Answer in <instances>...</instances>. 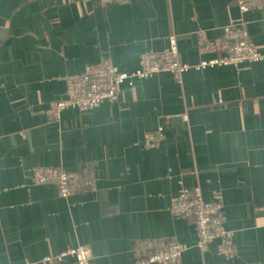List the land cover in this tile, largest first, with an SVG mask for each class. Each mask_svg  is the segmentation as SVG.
<instances>
[{
    "label": "crops",
    "instance_id": "crops-1",
    "mask_svg": "<svg viewBox=\"0 0 264 264\" xmlns=\"http://www.w3.org/2000/svg\"><path fill=\"white\" fill-rule=\"evenodd\" d=\"M231 25L264 55V5L0 0V264L79 245L93 248L94 264H135L163 241L181 244L178 264H264V57L193 70L183 84L157 72L124 82L114 101L60 118L47 112L68 75L104 55L132 70L144 50L168 48L175 35L197 62L218 54L202 39H221ZM151 132L158 138L148 142ZM38 166L87 170L95 186L63 195L32 179ZM183 185L221 202L231 252L218 250L220 238L199 246L195 220L174 214Z\"/></svg>",
    "mask_w": 264,
    "mask_h": 264
},
{
    "label": "built area",
    "instance_id": "built-area-1",
    "mask_svg": "<svg viewBox=\"0 0 264 264\" xmlns=\"http://www.w3.org/2000/svg\"><path fill=\"white\" fill-rule=\"evenodd\" d=\"M242 11L264 5V0H238ZM203 49L215 50L217 56L204 58L197 62L187 61L178 47L177 37L171 36L170 46L164 49L149 48L141 54L138 65L132 70L122 69L112 58L104 55L84 72L69 74L66 94L56 99L47 112L51 117L60 118L66 109H88L117 99L122 83H133L135 78H149L157 72L170 71L178 84H183L184 77L192 70H201L217 64H239L245 60H261L264 55L251 40L249 32L240 25L224 28L223 38L201 41ZM158 135L151 132L147 141L152 142ZM32 179L37 183L52 182L57 184L63 195L75 193L83 187H94L95 176L87 170H67L54 166H38L32 172ZM219 201H208L203 196L200 186L193 189L181 186L174 197V214L192 217L199 234L198 245L205 247L220 238L218 250L224 253L232 251L231 231L227 228L221 213ZM182 247L178 242H159L153 251L145 249L137 257L135 264L180 263ZM73 259L75 264H94L93 248L79 245L59 251L55 255H46L42 259L26 264H67Z\"/></svg>",
    "mask_w": 264,
    "mask_h": 264
},
{
    "label": "water",
    "instance_id": "water-1",
    "mask_svg": "<svg viewBox=\"0 0 264 264\" xmlns=\"http://www.w3.org/2000/svg\"><path fill=\"white\" fill-rule=\"evenodd\" d=\"M3 37H4V35H3ZM173 121H174V123L180 122L181 121V117H174Z\"/></svg>",
    "mask_w": 264,
    "mask_h": 264
},
{
    "label": "rangeland",
    "instance_id": "rangeland-1",
    "mask_svg": "<svg viewBox=\"0 0 264 264\" xmlns=\"http://www.w3.org/2000/svg\"><path fill=\"white\" fill-rule=\"evenodd\" d=\"M149 49V48H148ZM147 50V49H146ZM140 59V58H139ZM122 69H125V68H122ZM193 71V70H192ZM191 71V72H192ZM172 73V72H171ZM190 73V72H189ZM189 73H187V74H189ZM173 74V73H172ZM174 75V74H173ZM176 81V80H175ZM124 83H122V85H123ZM108 102H111L110 100H108ZM34 170V169H33ZM33 182V181H32ZM70 260H72V261H74L73 259H70ZM31 261H33V260H31ZM25 262V261H24ZM23 264H25V263H23ZM36 264H39L38 262H36Z\"/></svg>",
    "mask_w": 264,
    "mask_h": 264
},
{
    "label": "trees",
    "instance_id": "trees-1",
    "mask_svg": "<svg viewBox=\"0 0 264 264\" xmlns=\"http://www.w3.org/2000/svg\"><path fill=\"white\" fill-rule=\"evenodd\" d=\"M155 248H156V247H155ZM155 248H154V249H155ZM154 249H152V250H154Z\"/></svg>",
    "mask_w": 264,
    "mask_h": 264
}]
</instances>
